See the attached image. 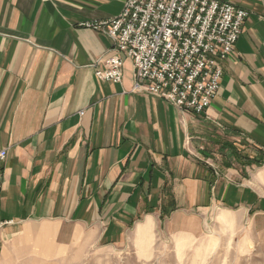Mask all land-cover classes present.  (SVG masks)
Segmentation results:
<instances>
[{"label":"crops","instance_id":"0c3cea01","mask_svg":"<svg viewBox=\"0 0 264 264\" xmlns=\"http://www.w3.org/2000/svg\"><path fill=\"white\" fill-rule=\"evenodd\" d=\"M218 1L248 15L197 113L132 92L129 59L120 83L95 77L113 43L81 24L125 0H0V264H74L158 225L193 234L217 205L264 223V0Z\"/></svg>","mask_w":264,"mask_h":264},{"label":"built area","instance_id":"2783aa9c","mask_svg":"<svg viewBox=\"0 0 264 264\" xmlns=\"http://www.w3.org/2000/svg\"><path fill=\"white\" fill-rule=\"evenodd\" d=\"M247 15L218 0H125L117 16L81 25L113 43V54L98 60L103 64L94 71L98 80L120 83L129 59L132 92L200 113L219 89L222 62L234 52ZM6 157L7 150L0 149V191ZM8 223L0 217V233Z\"/></svg>","mask_w":264,"mask_h":264},{"label":"rangeland","instance_id":"374dc122","mask_svg":"<svg viewBox=\"0 0 264 264\" xmlns=\"http://www.w3.org/2000/svg\"><path fill=\"white\" fill-rule=\"evenodd\" d=\"M205 211V212H204ZM193 234L157 226L134 232L124 245L85 248L74 264H264V223L226 213L219 205L194 213Z\"/></svg>","mask_w":264,"mask_h":264}]
</instances>
